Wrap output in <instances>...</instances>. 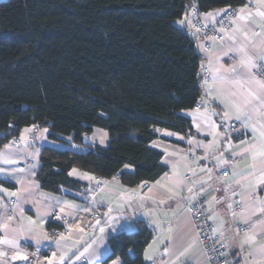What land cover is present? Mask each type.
<instances>
[{
  "label": "crops",
  "instance_id": "0c3cea01",
  "mask_svg": "<svg viewBox=\"0 0 264 264\" xmlns=\"http://www.w3.org/2000/svg\"><path fill=\"white\" fill-rule=\"evenodd\" d=\"M221 10L199 15L192 8L175 21L196 37L201 71L206 66L209 73L201 81L199 109L181 111L194 132L163 128L149 143L167 168L157 179L130 186L73 167L69 176L79 187L54 193L37 179L40 152L44 146L76 149L67 143L71 136L52 139L48 127L35 134L24 126L15 141L0 146V178L10 183H0V264H16L29 249L46 247L55 225H64L67 235L44 253L42 264H104L109 238L134 232L137 221L152 230L144 264H208L186 208L194 197L225 241L229 264H264V80L255 75L264 53V0L238 7L221 40L200 35L198 16L215 23ZM86 140L104 148L110 136L94 127Z\"/></svg>",
  "mask_w": 264,
  "mask_h": 264
},
{
  "label": "trees",
  "instance_id": "16d2710c",
  "mask_svg": "<svg viewBox=\"0 0 264 264\" xmlns=\"http://www.w3.org/2000/svg\"><path fill=\"white\" fill-rule=\"evenodd\" d=\"M246 1L1 0L0 146L24 126L71 136L76 149L40 152L37 179L54 193L79 187L73 167L130 186L157 179L167 168L149 143L163 128L194 132L181 111L201 95L203 80L196 37L175 21L192 8L200 15ZM94 127L108 131L106 147L86 140ZM151 237L137 221L134 232L109 238L103 263L144 264Z\"/></svg>",
  "mask_w": 264,
  "mask_h": 264
},
{
  "label": "built area",
  "instance_id": "2783aa9c",
  "mask_svg": "<svg viewBox=\"0 0 264 264\" xmlns=\"http://www.w3.org/2000/svg\"><path fill=\"white\" fill-rule=\"evenodd\" d=\"M235 16L236 10L231 6H226L222 8L215 23L204 22L198 16L194 24L200 35L219 41L223 38V33L230 30L231 20ZM204 49H210L209 42L204 44ZM208 73L209 69L205 66L202 70L203 79L208 76ZM255 75L257 78L264 80V53L259 60L258 69ZM200 106V100L198 97L192 107L199 109ZM235 125V122H230L231 127H234ZM32 131L36 134L38 132V128L33 127ZM96 177L100 178L99 176ZM186 208L195 226L197 240L201 245L203 255L208 264H229L226 243L217 231L216 224L211 219L208 209L203 205L198 197H194V199L188 203ZM240 229L245 230L246 226L242 225L240 226ZM49 235V242L46 247L29 249L23 261L16 264H42L44 253L50 252L53 245L57 241L66 237L67 228L64 225L51 227L49 229Z\"/></svg>",
  "mask_w": 264,
  "mask_h": 264
},
{
  "label": "rangeland",
  "instance_id": "374dc122",
  "mask_svg": "<svg viewBox=\"0 0 264 264\" xmlns=\"http://www.w3.org/2000/svg\"><path fill=\"white\" fill-rule=\"evenodd\" d=\"M1 1V0H0Z\"/></svg>",
  "mask_w": 264,
  "mask_h": 264
}]
</instances>
